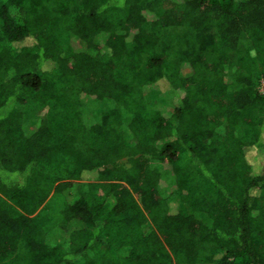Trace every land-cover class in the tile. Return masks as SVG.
<instances>
[{
	"label": "trees",
	"instance_id": "obj_1",
	"mask_svg": "<svg viewBox=\"0 0 264 264\" xmlns=\"http://www.w3.org/2000/svg\"><path fill=\"white\" fill-rule=\"evenodd\" d=\"M0 264H264V0H0Z\"/></svg>",
	"mask_w": 264,
	"mask_h": 264
},
{
	"label": "rangeland",
	"instance_id": "obj_2",
	"mask_svg": "<svg viewBox=\"0 0 264 264\" xmlns=\"http://www.w3.org/2000/svg\"><path fill=\"white\" fill-rule=\"evenodd\" d=\"M156 88L158 89V92H160L159 94H161V95H158L159 98H160L162 95L165 94L166 86H165L162 82L158 83V85H157ZM153 89H154V88H153ZM163 109H165V108H163ZM166 109H167V108H166ZM165 112H166V111H165ZM91 182H92V181H91ZM175 211H177V206H176V205H172V206H171V212H175Z\"/></svg>",
	"mask_w": 264,
	"mask_h": 264
}]
</instances>
